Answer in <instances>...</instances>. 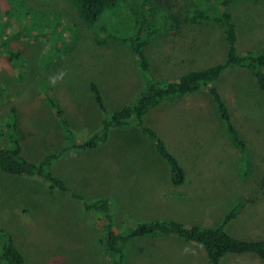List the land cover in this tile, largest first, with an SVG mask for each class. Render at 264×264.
Here are the masks:
<instances>
[{
    "label": "rangeland",
    "instance_id": "rangeland-1",
    "mask_svg": "<svg viewBox=\"0 0 264 264\" xmlns=\"http://www.w3.org/2000/svg\"><path fill=\"white\" fill-rule=\"evenodd\" d=\"M163 2L181 8L189 0ZM129 5L130 2L124 3L118 10L106 12L91 28L83 24L73 0H0V44L13 37V40H8L5 49H13L21 54L17 61L0 53V149H13L12 139L17 137L23 155L28 160L39 162L69 144L66 132L63 129L59 131L62 127L60 122L52 117L49 120L40 111L23 115L20 126L17 123V133L7 126L13 123L12 107L22 102L28 107L43 103L47 105V111L54 112L43 96L44 86L40 88L44 82L56 84L54 96L66 112L77 141L88 139L90 133L99 129L97 125H100V119H104V114L95 105L92 106L91 94L85 82L90 80V75H87L89 70L101 73L91 67L92 64H103L105 72L109 74L111 70L108 64L122 68V73L126 69L132 77L138 75V85L141 82L145 84L141 93L146 90V81L141 70H136L134 55L128 46L109 40V34L100 33V38H108V43L100 46L93 43L95 32L103 26H107L112 34L122 37L135 35L137 29ZM232 9L240 34L239 52H243L242 46L246 50L263 52L264 0H236ZM77 33L83 40L72 51L77 42ZM190 35H193L190 36L191 41L178 45L175 52L171 50L170 54L168 46L167 50L161 49L157 53L156 62L176 69L161 75H156L153 70L157 81L178 79L225 60L228 47L222 30L205 26L191 30ZM189 42L194 47H190ZM149 53L153 55V52ZM169 56L178 58L167 65ZM55 65L57 69L46 72V66L54 68ZM119 73L120 70H117L112 77L132 78ZM239 74L225 72L218 87L230 104L249 144L252 168L247 180L241 175V153L232 144L206 95L187 98L183 103V108L189 107L190 111L188 116H183L182 126L196 125L194 131L186 136L187 140L169 141L167 138L166 141L191 178L190 182L202 189L190 196V201L185 202V209L193 210L186 211L189 215L202 218L200 223L208 228L219 226L224 215L238 205L241 198L250 196L257 179L264 174V92L250 76ZM123 85L111 80L106 88L121 95L116 89H122ZM117 94L105 96L111 113L119 111L130 100L128 95L121 97ZM137 97L134 95L135 99L130 104ZM197 107H200V112L192 110ZM180 114L181 111L177 118L170 116L172 123H179ZM149 119L150 126L159 134V129L165 131L170 123L166 120L165 108ZM113 131L105 143L106 149L87 154L102 158L104 164L73 158L81 155L76 150L55 161L54 172L65 181L73 194L81 195L84 201L109 200L115 228L120 233H126L144 221L159 220L161 217L147 210V206L138 207L139 196L129 195L136 191L129 186L135 185H128L125 178L134 179L138 172L166 175L170 167L148 138L124 129L115 135ZM55 134H58L56 140L50 141L44 137ZM43 142L49 145L43 147ZM108 168L116 170L115 173L111 172L113 177L106 174ZM130 182L135 183L134 180ZM140 182L141 185L147 184V181L138 179ZM259 198L264 200V195ZM139 199L152 203L149 196ZM180 206L181 210L175 207L173 212H165L163 218L182 219L184 209ZM96 215L86 212L83 202L73 199L71 193L64 197L53 196L37 178L15 177L0 170V229L12 235L27 264H110L100 245L104 230L95 221ZM184 220L189 222L186 218ZM263 221L264 203L251 205L228 227V232L241 240L264 239ZM157 249L159 252H156ZM127 253L125 264H209L202 248L166 236L137 238L129 245ZM1 257L0 244V264H4ZM224 264L264 262L254 255H237L226 256Z\"/></svg>",
    "mask_w": 264,
    "mask_h": 264
},
{
    "label": "trees",
    "instance_id": "trees-1",
    "mask_svg": "<svg viewBox=\"0 0 264 264\" xmlns=\"http://www.w3.org/2000/svg\"><path fill=\"white\" fill-rule=\"evenodd\" d=\"M235 1L189 0L185 6L179 8L167 5L163 0H73L83 24L91 28L96 26L106 12L116 11L121 4L130 2L129 7L133 12L134 26L137 29L135 35L122 37L112 34L107 26H103L95 32L93 43L98 46L100 44L105 45L108 43V38L101 39L100 34H109V40L118 41V43L128 46L146 81V90L137 97L133 104L126 105L119 111L111 113L106 106L99 86L91 83L90 90L94 96L96 107L104 114V119L98 127L99 129L90 133L88 139L77 141L66 112L54 96L53 90L56 84L53 82L42 83L44 73L57 69L56 65L54 68L46 66V72L41 74L42 81L40 83L42 84L40 88L44 86L45 93L43 96L53 108L56 119L62 126L59 129L60 131L63 129L64 133L66 132L67 136H65L69 144L60 148L58 152L45 156L39 162L30 161L23 155V148L17 137L12 139L13 149H0V170L3 173L15 177L37 178L53 196L64 197L71 193L73 199L83 202L86 212L97 214L95 221L104 230L100 245L109 258L110 264H125L128 254L127 248L133 240L153 236L172 237L196 245L203 249L209 264H224L226 256L237 255H254L264 262L263 238L241 240L228 232V227L243 213L244 209H248L251 205L264 203V200L258 199L260 195H264L261 192H264V174L257 179L256 187L252 189L250 196L241 198L240 203L229 210L224 215L222 223L215 228H204L173 220L159 219L144 221L128 232L120 233L115 228L109 200L84 201L81 195L73 194L65 181L54 172L55 161L60 160L70 152L95 150L100 144L108 142L111 130L136 126L143 137L154 143L159 156L169 165L173 187L176 189L183 188L187 179L190 182V177L177 156L168 148L166 139L150 126L147 117L152 111L167 103L188 96L205 94L215 108L218 120L228 133L232 144L241 153V175L243 179L247 180L252 168L249 144L218 84L221 82L223 74L229 71L250 76L249 78L255 80L264 92V51L253 52L242 46L243 52H239L240 34H238L236 15L232 9ZM205 26L224 32L228 47L225 60L217 65L192 71L178 79L157 81L154 78L155 73L161 75L176 70L171 66L167 67L156 62L157 53L161 49L167 50L168 46L170 47V54L171 50L175 52L178 45H186L188 41H191L190 36L193 37L190 35L191 30L201 29ZM78 33L76 35L77 42L71 49L72 51L83 40ZM13 39L10 37L3 44H0V53L3 52L6 57L19 61L21 54L19 55L18 51L5 49L8 40ZM189 46L194 47L191 42H189ZM149 51L153 52L154 56ZM177 58L167 57L166 64H170ZM21 77L22 75L19 74V78ZM11 110L13 123L7 126L14 133H17L18 110L14 106ZM239 196L242 197L243 195ZM101 214H103V218ZM0 244L2 245L1 258L4 264H27L12 235L7 230L0 229Z\"/></svg>",
    "mask_w": 264,
    "mask_h": 264
},
{
    "label": "crops",
    "instance_id": "crops-1",
    "mask_svg": "<svg viewBox=\"0 0 264 264\" xmlns=\"http://www.w3.org/2000/svg\"><path fill=\"white\" fill-rule=\"evenodd\" d=\"M101 58H103V56ZM133 59H134L136 70L138 71L139 70L138 65L136 64L134 57H133ZM91 67H95L101 72V73H97L96 71L94 72L92 70H89V72H87V75L88 76L90 75V80L85 81V82L87 83V90L91 94L92 106L93 105L96 106V103H95L94 96L90 90V84L91 83H95L99 86L100 91H101V93L104 97V100H105V96L110 97L114 94H117L113 90H110V89L108 90L106 88L108 83L111 80L122 82L124 84L122 86V89H116V90L121 94V95L117 94L118 96H121V97L126 96V95L129 96L130 100L127 102L126 105L130 104L133 101L132 99H135V98H133V96L135 95V97H137L138 94L141 93L145 87V84H142V82L140 83V85H138V75H136L135 77H132V75L130 73L127 74L126 69H124V72L122 73L121 72L122 68H120L116 65L108 64V67H110L109 69L111 70L110 74L108 73V71L105 72L103 64H102V66L92 64ZM117 70H120L119 74L130 75L132 78L121 77V76L112 77L113 75L116 74ZM128 84H129V87L127 88ZM198 96H205V94L204 95H198ZM192 97H197V96H188V97H185L183 99H178L174 102L167 103V104L159 107L158 109L152 111L151 114L147 117L148 123L150 120L149 119L150 116L155 115V113H157L159 110L165 108L166 109V120H168L170 123L167 125V129H165V131H163L162 129H159V132L161 133L160 135L163 138H165L166 141H167V138L169 141H174L177 139L186 141L187 140L186 136L191 134L194 131V128L196 127V125L191 126V124H188L187 127H185V128L182 126L183 116H188L189 111H190L189 107L183 108V103L185 102V100L187 98H192ZM23 100H25V98H23ZM105 103H106V100H105ZM126 105H124V106H126ZM106 106H107V104H106ZM14 107H16L18 110L19 126H20V121L22 122V116L23 115H25V114H27V115L31 114L32 115L36 111H40L41 115L44 117L45 116L48 117L49 120L51 119V117L56 119L54 112L52 113V112L47 111L48 107L46 104H43V103L41 106H37V107H34V106L31 107L30 106V107H28L25 102H22L18 105H15ZM95 108H98V107H95ZM192 110H197L198 112L201 111L200 107H197V108L192 109ZM180 111H181V114H180L179 123H177V122L172 123L170 116L172 115L173 117L177 118L179 116ZM101 114H103V113H101ZM102 121H103V117L100 119V125H101ZM100 125H97V127H99ZM123 129L128 130V131H132L137 136L139 135L140 137H142L141 132L139 131V129L136 126H129V127H125V128L114 129L113 135L119 134L120 132H122ZM59 131H60V129H59ZM26 136H28V134H26ZM57 136H58V134H55L54 136H51V137H49V136H44V137H46L47 139H49L51 141V140H56ZM48 145L49 144H47L46 142H43V147H46ZM101 149H106V145L102 143L98 146L97 149L92 150V151H88V152L78 151L81 153V155L74 156L73 158H80L82 161H85L84 159H86L89 161H94L95 163H98V164H104L102 161V158H96V157H92V156L87 155L91 152L100 151ZM67 172H69V169H67ZM111 172L115 173L116 170H111L110 168H108L107 173H106V174H108V177H110V176L113 177L111 175ZM103 173H105V172L103 171ZM119 177H121V176H119ZM138 179L143 180V181H147V184L141 185V182L138 183ZM148 179H150L152 182H150V180H148ZM125 180L128 183V185H130V184L135 185L134 187L129 186L131 189L136 190V191H132V193H130L129 195L137 194L141 198L146 197V196H149V198H152V203H150L149 201L143 202V200L139 199V197H138V207L143 206V205L147 206L148 207L147 210L152 211L154 213V215L161 217L162 220H173V221L180 222V223L205 227V224L200 223L202 218L197 217V216L195 217L192 214L189 215L186 210H188L189 212H193V210L185 209V202L190 201V196L193 195L194 193H199V192H197V190L198 191L202 190L199 187V185H193L187 179V182L185 183L183 188L176 189L175 187H173V185L171 183L170 172H166V175H160V176H158L157 174H155V175L148 174L147 172H138L137 176L134 179H131V177H128V178H125ZM130 180H134L135 183H131ZM189 180H190V178H189ZM194 180H196V179H194ZM191 186H193V187H191ZM182 191H184L186 193H182ZM171 195H178L181 198H176V197H173ZM184 196H186V197L184 198ZM180 201H182V202H180ZM180 204L182 205V209H184V211H183L184 216L182 219L174 220L173 218H163L166 215L165 212H167V213L173 212L175 207H176L175 208L176 210L177 209L181 210ZM184 218H186L189 222H186L184 220ZM205 228H208V227L206 226ZM173 239L177 240L175 238H173ZM156 252H159V250L157 249Z\"/></svg>",
    "mask_w": 264,
    "mask_h": 264
}]
</instances>
